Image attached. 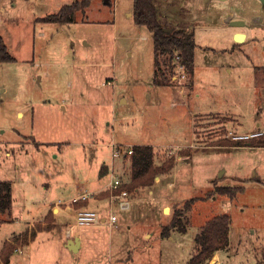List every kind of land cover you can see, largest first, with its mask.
<instances>
[{"label": "rangeland", "instance_id": "1", "mask_svg": "<svg viewBox=\"0 0 264 264\" xmlns=\"http://www.w3.org/2000/svg\"><path fill=\"white\" fill-rule=\"evenodd\" d=\"M75 1L82 0H0V35L16 59L0 62V181L12 183L11 209L0 214V253L10 239L8 264H123L117 260L121 248L110 253L108 232L101 246L87 239L77 253L67 248L83 227L74 218L67 220L70 239L63 221L55 232H39L35 224L33 232L22 230L39 202L57 197L59 183L82 177L97 182L103 162L112 160V143L122 154L134 148L132 143L153 142L179 144L153 147L157 167L171 157L175 163L178 156L194 160L173 173L177 189L171 205L156 211L153 206L139 223L150 227L151 237L141 233L137 264H188L203 225L224 214L231 217L233 243L221 256L225 264H259L264 259V149H247L249 140L238 138L264 129V2L155 0L163 21L186 24L198 45L194 80L178 79L174 90L154 85V42L128 15L133 0H92L71 24L36 20ZM233 20L250 25L232 26ZM234 31L248 32V40L238 43ZM221 107L227 110L218 112L237 121L205 114ZM233 145L239 147L214 148ZM127 157L119 164L122 186L132 179ZM228 175L244 179L232 182ZM212 177L244 190L232 199L217 194L216 187L209 192ZM191 199L196 202L187 211ZM115 211L125 212L116 205ZM177 213L186 232L172 229V237L161 236ZM113 234L126 245L125 233Z\"/></svg>", "mask_w": 264, "mask_h": 264}, {"label": "crops", "instance_id": "2", "mask_svg": "<svg viewBox=\"0 0 264 264\" xmlns=\"http://www.w3.org/2000/svg\"><path fill=\"white\" fill-rule=\"evenodd\" d=\"M31 1V0H29ZM36 4H39L40 0H33ZM72 4V3H71ZM69 4V5H71ZM16 5V3L14 4ZM133 13L130 12L128 15H132ZM43 18V17H42ZM41 18H37L36 20L40 21ZM231 23V21H230ZM231 25V24H230ZM249 22L246 24V27L249 26ZM245 27V26H243ZM243 31H234L233 35H236L237 33H241ZM246 35L245 41L248 40L249 34L248 32H243ZM1 36V35H0ZM5 42L4 36H1ZM234 41V40H233ZM6 44V42H5ZM8 49L10 50V47L6 44ZM198 47V45H197ZM11 53V50L9 51ZM196 58V55H195ZM195 76V75H194ZM194 80V77H193ZM195 83L193 82V86ZM174 90L175 88L171 86ZM182 98L187 100V95L183 93ZM227 108L221 107L218 108V110H214L215 112L211 111L205 114H216L217 115L223 116V117H228L232 118L233 120L231 121H237L236 118L232 116V114H226V113H221L218 111H225ZM196 114H203L202 112L200 113L199 111L196 112ZM226 114V115H223ZM236 116V115H234ZM255 133V132H253ZM253 133H246L247 135L253 134ZM114 143H112L113 146ZM152 146V147H157V148H164V147H175L179 146L176 144H153V142H150V144H146L144 142H138V143H132L129 146L130 147H135V146ZM239 146H230V147H222V146H215L214 148L222 149V148H229V149H237ZM247 149H254V150H263L264 147H251L250 144L247 143V146H245ZM243 148V149H245ZM197 156H202L201 154H197ZM189 155L188 157H181L178 156L177 161L175 163L174 168L167 173L161 174L156 178V183L150 187V188H137L133 192H129L124 190L128 195H127V200L130 201V209L121 213V215H118L115 211V205L118 207L120 210V207L117 201H113L112 199V191L109 187V183L111 179L113 178H119L122 183L123 177L121 176L119 169L120 165L124 162L123 160L127 157V154L124 153L122 157L119 158H114L112 154V160L110 163L108 161H104V165H102V169L98 175V181L97 182H92L89 177H82V178H75L72 182L67 183V182H61L58 185V191L59 194L55 198H44L43 201L39 202V206L36 208V215L34 212V216L30 212L29 215L27 216V221L25 223V230L28 231L32 229L33 232V225L35 224L36 230L39 232L42 231H49V232H55L57 229V226L60 225L59 222L64 223L65 225V230H66V237L71 238L73 232L71 231L70 225L68 224V218H74L76 219L77 212L79 210H92L97 212L101 216V221L97 224L94 225H89V226H83L82 229H80V232H77V239L80 241L79 249L76 251L79 252L82 247L83 243L87 241L96 240V243H99V246H101V241L103 238H106V232H108L110 236V253H114L113 250H116L117 252L119 251V248H121V254L120 259H117L119 262H122L123 264H137V260L142 257L141 251L142 247L144 246V243L142 242V238H140L141 233L143 238L145 239L146 237L150 236L151 234L148 233L150 227H143L142 225H139V223H143L144 220H146V217H148L149 214L153 213V206L154 210L156 211L160 205L162 204V207H168L170 206V202L172 203L174 199V191L177 189V182L173 178V173L177 170L179 165L185 164L189 165L190 163L193 164L194 158ZM195 157V156H194ZM197 158V157H196ZM159 164V163H158ZM131 168V167H130ZM222 169V168H221ZM226 171V169H223ZM222 170V171H223ZM220 171V170H219ZM220 172V175L222 173ZM227 172V171H226ZM123 175V174H122ZM229 179L232 182H238L241 177L239 176H234V175H228ZM218 177V176H217ZM217 178L212 177L210 178V184H209V192L213 191L215 187H226L224 185L225 181H217ZM244 178H241L243 180ZM248 182V181H247ZM251 182L258 183L255 180H252ZM163 183L166 184V187L163 186ZM216 183L218 185L216 186ZM126 184V183H125ZM124 184V185H125ZM210 185H212L210 187ZM231 187V186H227ZM167 188V194H162V192L165 191ZM162 191V192H161ZM178 204V203H177ZM121 212V211H119ZM151 212V213H150ZM111 214H115L117 216V222L115 224L110 225V216ZM143 219V220H142ZM142 220V221H141ZM210 220V219H209ZM208 221V220H207ZM67 222V223H66ZM122 222L124 225H126V230L123 229ZM167 226V225H166ZM113 230L116 231L118 230L119 233H125V240H126V245L124 246V239H119L115 234H113ZM176 230V229H174ZM144 231V232H143ZM68 232L70 234L68 235ZM21 233V232H20ZM254 233V231L252 232ZM37 235H35V238L32 240L30 239L28 243H32L35 239H37ZM162 236V232L160 233ZM48 236V235H47ZM168 237H172L171 234ZM163 238V237H162ZM75 239V238H73ZM72 240V239H71ZM85 240V241H84ZM7 241H10V239H7ZM70 241V240H69ZM69 241L66 244V247L68 248ZM117 242L119 244H122L123 246L117 245ZM60 243H64L63 240H60ZM231 238H230V244L228 248L220 250L215 253L212 259H210V263L212 264L213 261H216L218 264H225V261L222 259V255L225 251L230 250L232 246ZM65 246V245H64ZM147 245H145V250L148 248ZM21 249V248H20ZM99 252H101L99 250ZM113 259V255H112ZM0 264H5L2 259H0ZM78 264H81L80 262Z\"/></svg>", "mask_w": 264, "mask_h": 264}, {"label": "trees", "instance_id": "3", "mask_svg": "<svg viewBox=\"0 0 264 264\" xmlns=\"http://www.w3.org/2000/svg\"><path fill=\"white\" fill-rule=\"evenodd\" d=\"M92 0L75 1L71 5H65L56 14H51L40 19L45 23L71 24L78 11H84L91 4ZM134 22L146 27L152 34L154 42V85L173 86V76L176 73L178 62L184 67L188 77L193 80L196 68V39L194 30H190L186 24L173 26L165 23L159 13L155 0H133ZM174 29L169 33L167 30ZM0 62L13 63L16 59L10 54L3 38L0 36ZM193 83V82H192ZM250 146L264 147V135L248 138ZM238 146V145H236ZM131 161L132 179L116 193L121 191L133 192L137 188H150L155 184L158 175L170 172L175 166V159L171 157L160 167L155 166L154 148L152 146H135L133 153L128 154ZM247 182V181H246ZM215 192L219 195H230L234 198L238 192L244 190L243 187L233 190L229 187H216ZM196 199H191L185 206V210H190ZM12 205V183L0 181V214H5ZM179 213L175 214L171 223L165 226L162 232L163 237H168L172 229H179L186 232L187 228L180 219ZM231 217L229 215H219L208 220L202 230L196 236L197 250L188 264H205L213 258L216 252L228 248L230 244ZM13 248V247H12ZM11 249L9 242L0 253V258L6 264L10 262ZM264 264V259L259 261Z\"/></svg>", "mask_w": 264, "mask_h": 264}, {"label": "built area", "instance_id": "4", "mask_svg": "<svg viewBox=\"0 0 264 264\" xmlns=\"http://www.w3.org/2000/svg\"><path fill=\"white\" fill-rule=\"evenodd\" d=\"M177 67H176V73L173 76V82H177V80L179 79V81L185 79V78H189L188 75H186L185 71H184V67L180 64V62L176 63ZM264 135V129L263 130H259L253 134H251L250 136L247 137H240L238 139H248V138H253V137H259ZM113 157H118L122 154H124V152L121 154V148L117 147L116 145H113ZM128 154H132L133 153V148L127 149ZM109 187L112 191V199L113 201H117L118 205L120 207L121 210L123 211H127L130 209V201L127 200V193L125 191H121L120 193H116L117 190H119L122 187V181L119 178H112L110 183H109ZM110 225L115 224L117 222V216L115 214H111L110 216ZM101 221V216L92 210H79L77 212L76 215V223L79 226H89V225H94L97 224ZM70 234V232H68V235Z\"/></svg>", "mask_w": 264, "mask_h": 264}, {"label": "water", "instance_id": "5", "mask_svg": "<svg viewBox=\"0 0 264 264\" xmlns=\"http://www.w3.org/2000/svg\"><path fill=\"white\" fill-rule=\"evenodd\" d=\"M219 1H225V0H219ZM262 2H264V0H260ZM232 26H236V27H243L245 26V21L243 20H233L231 21L230 23ZM169 33L172 32V29H169L167 30ZM245 38H246V35L245 33H237L235 35V40L238 42V43H243L245 41ZM79 245H80V241L79 239H72L69 241V244H68V248L71 250V251H74L76 252L78 249H79Z\"/></svg>", "mask_w": 264, "mask_h": 264}]
</instances>
